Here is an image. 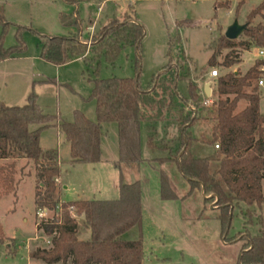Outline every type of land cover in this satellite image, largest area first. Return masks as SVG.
Returning a JSON list of instances; mask_svg holds the SVG:
<instances>
[{
  "label": "rangeland",
  "instance_id": "374dc122",
  "mask_svg": "<svg viewBox=\"0 0 264 264\" xmlns=\"http://www.w3.org/2000/svg\"><path fill=\"white\" fill-rule=\"evenodd\" d=\"M0 4L5 8L8 23L5 31L0 23L4 47L11 48L21 43L25 46L24 52L17 53L10 61H0V100L9 105H23L34 91L45 112L59 115V122L73 121L76 111L96 121V103L89 99L92 79L113 76L136 78L139 75L140 84L146 89L153 87L156 76L172 68L189 76L201 88L199 106L204 111L192 129L198 138L192 148L199 156L210 155L217 149L215 145L208 144L216 121L214 102L219 98L215 92V78L210 77L211 71L217 69L219 76L238 71L244 74L257 62L256 46L250 50L237 47L233 55L238 53L239 62L224 66L225 57L235 48L220 46V39L235 20L247 23L250 11L261 4V13L254 17L252 25L264 24V0H79L77 5L66 0H0ZM61 13H76L84 20L81 39L88 46L86 55L89 59L93 56V39L102 27L112 21L118 19L123 22L128 17L137 20L144 26L145 35L140 47L123 48L114 64L102 57L98 73L95 72L96 63L88 62L84 57L56 65L43 57L40 40L41 36H66L77 30L61 24ZM238 40L249 39L242 34ZM169 51L172 64L167 67ZM213 54H216L215 65L211 66ZM207 82L212 86L209 98L213 103L210 104H204ZM187 84L186 80L178 83L179 92L184 96L188 95ZM260 95V110L264 113V86L260 87ZM179 105L168 113L165 122L158 124V141L161 144L172 145V140L178 135L174 122ZM244 105L246 102L242 101L239 110ZM189 107L196 111L197 106ZM37 127L31 126L32 129ZM102 128V161L75 165L71 163L70 144L58 126L42 131L41 147L44 150L57 149L62 160L64 183L62 185L60 179L57 181L61 202L117 199L123 172L126 182L140 181L142 185L145 264H224L239 260L242 247L248 245L245 237L258 234L262 228L259 221L264 220V206L235 207L231 228L224 237L216 200L206 203L203 191L198 188L190 192V183L176 163L160 161L167 152L147 147L146 129L143 128L142 132L143 162L120 168L115 165L118 159V125L106 122ZM150 158L158 161L152 164L154 167L144 164L145 159ZM0 162L9 164L11 160ZM161 172L168 177L172 189L179 196L177 199H162ZM15 178L21 180L17 194H2L0 190V225L5 233L3 242L0 241V264H28L31 249L51 247L40 238L43 233L38 226L35 207V194L39 188L35 165L18 160ZM64 184L69 185L67 189ZM58 210L60 207L48 210V218L56 217ZM249 219L253 224L248 223ZM79 221L80 238L88 239L90 227L84 223L83 217ZM36 235L40 239L34 240ZM139 236L137 227L125 235L127 239H138ZM10 249L14 253H9ZM33 264L49 263L37 260Z\"/></svg>",
  "mask_w": 264,
  "mask_h": 264
},
{
  "label": "trees",
  "instance_id": "16d2710c",
  "mask_svg": "<svg viewBox=\"0 0 264 264\" xmlns=\"http://www.w3.org/2000/svg\"><path fill=\"white\" fill-rule=\"evenodd\" d=\"M78 4L79 0H66ZM218 6V4H216ZM262 4L248 14V29L245 36L249 40L240 42L224 36L220 46L235 48L229 53L223 65L230 67L239 62L235 54L237 47L250 50L251 47H264V24L252 25V20L261 13ZM78 12V11H77ZM60 22L65 27H75V35L41 36L43 57L51 63L62 65L76 57H84L97 65L98 73L102 57L114 64L121 50L126 46L140 47L145 28L137 20L118 19L101 28L93 39L92 58L87 57L88 46L81 37L84 20L76 13L60 14ZM0 23L4 31L8 23L5 8L0 4ZM4 36L0 35V61L13 58L24 52L23 43L5 48ZM171 44V43H170ZM171 46V45H170ZM167 67L172 64L170 51ZM213 54L210 65L214 66ZM257 61L246 73L229 72L215 78V92L218 101L214 102L215 124L212 138L208 144L219 143L220 148L207 156H199L193 151L198 140L192 133L194 125L203 113L200 85L189 76L172 68L156 76L152 88L144 89L139 75L135 77L94 78L89 99L96 103L97 120L89 119L80 111L75 112L71 122H59V115L45 112L38 100V94L32 91L23 105H9L0 100V190L2 194L13 192L21 180H16L18 160H26L27 165H35L39 188L35 194V207L57 210L58 215L39 225L46 232L55 233L52 246L37 248L31 257L49 264H143L144 243L142 235L143 203L140 181L126 182L123 172L120 174V195L113 200H75L61 202L57 179L62 175L59 154L56 149L44 150L40 137L43 130L58 126L70 144L71 163H98L102 161V124L114 122L118 125L119 167L141 165L142 132L147 130V144L150 149L167 152L160 161L176 163L181 174L189 181L191 191L205 190V202L215 201L220 210L222 235H228L235 207H248L256 204L264 206V114L260 110L261 76ZM186 80L187 96L182 95L178 83ZM181 95V97H180ZM181 106L174 122L178 135L173 144H161L158 141V124L168 119V113ZM246 106L239 110L241 102ZM191 106H197L194 111ZM197 115L195 116V114ZM32 125H38L32 129ZM161 178V197L164 200L178 198L172 189L168 177L163 172ZM210 196V197H208ZM73 207V210L70 208ZM247 213H249L247 211ZM245 214V213H244ZM246 215V214H245ZM90 227L88 239H81L79 218ZM249 224L253 220L249 219ZM258 234L245 237L248 245L242 247L236 263L224 264H264V220ZM140 232L138 239H127L125 235L132 228ZM5 233L0 225V241ZM226 239V238H225ZM235 238L233 241H236ZM15 243V240H13ZM16 244V243H15ZM14 246V245H13ZM9 253H14L13 249Z\"/></svg>",
  "mask_w": 264,
  "mask_h": 264
},
{
  "label": "built area",
  "instance_id": "2783aa9c",
  "mask_svg": "<svg viewBox=\"0 0 264 264\" xmlns=\"http://www.w3.org/2000/svg\"><path fill=\"white\" fill-rule=\"evenodd\" d=\"M256 55H257V61H262V65L260 66V71H261V76L258 80V85L260 87H263L264 86V47H256ZM220 75L219 71L217 69H213L210 73V77L212 78H217L218 76ZM213 100H211L209 97H207L205 99V102L204 104H210V103H213L212 102ZM216 148L219 149L220 148V145L219 143H216L215 144ZM58 181V179L56 180ZM60 207V206H59ZM71 210H73V207L70 208ZM37 216L39 218V222H38V226L40 225V223L42 221H47V220H51L48 218V210L47 209H39L37 211ZM41 231L43 233V237L41 236L40 238H43L44 239V242H46L48 245H51L52 246V240H53V237L55 235V233H51V232H46L43 228H41ZM39 236H35L34 240H37V239H40Z\"/></svg>",
  "mask_w": 264,
  "mask_h": 264
},
{
  "label": "water",
  "instance_id": "95a60500",
  "mask_svg": "<svg viewBox=\"0 0 264 264\" xmlns=\"http://www.w3.org/2000/svg\"><path fill=\"white\" fill-rule=\"evenodd\" d=\"M248 23L241 24L239 20H235L231 25L228 26L225 32V36L228 39L236 40L238 39L242 34L245 33V31L248 29ZM204 92L207 97H211L212 95V86L211 82H207L204 86ZM203 194L205 195V190L203 189Z\"/></svg>",
  "mask_w": 264,
  "mask_h": 264
},
{
  "label": "crops",
  "instance_id": "0c3cea01",
  "mask_svg": "<svg viewBox=\"0 0 264 264\" xmlns=\"http://www.w3.org/2000/svg\"><path fill=\"white\" fill-rule=\"evenodd\" d=\"M77 32V30L75 31V32H70L68 35H70V34H72V33H76ZM67 36V35H66ZM14 58V57H13ZM10 59H12V58H8V59H6V60H3L4 62H7V61H10ZM78 59H80V57L78 58ZM246 105H244V106H242V109L245 107ZM241 109V110H242ZM262 113V112H261ZM262 114H264V113H262ZM196 115H197V113H196ZM118 141H119V137H118ZM146 145H147V147H149L148 146V144H147V137H146ZM57 150V149H56ZM58 151V150H57ZM58 154H59V152H58ZM70 155H71V152H70ZM117 157H118V159H117V161H116V163H115V165L117 166V167H119V164H118V161H119V144H118V150H117ZM148 161H150V162H148ZM59 162H60V165H61V168H62V160H60V156H59ZM153 163H158V161L157 160H155V158H150V159H145V162H144V164H147V165H150L151 167H154L152 164ZM77 164V163H76ZM73 165H75V164H73ZM156 169V168H155ZM62 170H63V168H62ZM58 179H60V183L63 185V177H62V175L58 178ZM68 184L67 185H65L64 184V188L65 189H67L68 188ZM179 197V196H178ZM142 198H143V195H142ZM142 203H143V200H142ZM34 239V238H33ZM33 251V249H31L30 251H29V258H28V264H33V263H35V262H37V260L38 259H35V258H33V257H31V252ZM144 253H145V250H144ZM145 255H146V253L144 254V260H143V264H145ZM57 264H60V262L59 263H57Z\"/></svg>",
  "mask_w": 264,
  "mask_h": 264
}]
</instances>
